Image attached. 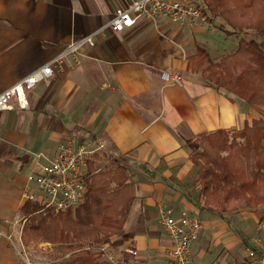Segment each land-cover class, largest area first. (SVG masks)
Segmentation results:
<instances>
[{
    "label": "crops",
    "instance_id": "1",
    "mask_svg": "<svg viewBox=\"0 0 264 264\" xmlns=\"http://www.w3.org/2000/svg\"><path fill=\"white\" fill-rule=\"evenodd\" d=\"M126 2L0 0V93L70 42L94 34L93 45L26 92V108L14 102L0 111V264H58L68 247L23 239L20 214L27 200L42 204L27 176L53 157L59 143L94 150V164L126 168L134 201L114 240L118 250L132 242L139 264H162L170 246L158 204L201 221L190 264H248V247L264 243V206L228 213L203 207L184 142L238 130L244 122L261 125L264 106L247 104L191 70L198 47L216 62L237 48L241 34L230 43L231 33L211 22L183 27L164 17L113 32L106 25ZM164 72L177 73L181 85L166 81Z\"/></svg>",
    "mask_w": 264,
    "mask_h": 264
},
{
    "label": "trees",
    "instance_id": "2",
    "mask_svg": "<svg viewBox=\"0 0 264 264\" xmlns=\"http://www.w3.org/2000/svg\"><path fill=\"white\" fill-rule=\"evenodd\" d=\"M201 1L208 22L220 19L226 32L241 34V38L233 52L216 62L198 47L190 57L192 72L217 87L224 86L247 104L256 103L264 95V0ZM249 31L262 39L243 38ZM184 142L191 151L205 209L228 213L264 206V124L244 122L236 131L219 129ZM96 160L92 153L84 176L86 191L74 208L55 213L27 200L20 209L23 239L79 246L69 259L58 264H110L98 261L96 253L80 246L99 244L120 232L130 212L134 193L126 168L116 165L97 172ZM239 201H244L245 207Z\"/></svg>",
    "mask_w": 264,
    "mask_h": 264
},
{
    "label": "built area",
    "instance_id": "3",
    "mask_svg": "<svg viewBox=\"0 0 264 264\" xmlns=\"http://www.w3.org/2000/svg\"><path fill=\"white\" fill-rule=\"evenodd\" d=\"M162 17L183 27L207 22L204 6L192 1L127 0L125 5L114 10L106 27L117 33L138 20L155 21ZM93 35L70 42L51 61L4 89L0 93V111L13 109L14 102L19 109L26 108V91L49 78L54 71H62L70 56H75L85 45H93ZM163 77L173 84L182 83L177 73L164 72ZM93 152L94 150L88 151L83 148L76 150L68 143H59L53 157L46 159L39 171L27 176L29 181L36 183L43 195L42 204L45 207L58 213L79 204L86 191L84 176L87 174V161ZM157 213L170 239V246L166 249L162 264H190L191 245L202 229L198 216L195 214L175 216L165 204H158ZM258 248L259 252L247 249L248 256L251 257L249 264H264V243ZM98 252L110 264H139V253L132 242H128L119 250L113 249L109 243H104L98 247Z\"/></svg>",
    "mask_w": 264,
    "mask_h": 264
},
{
    "label": "rangeland",
    "instance_id": "4",
    "mask_svg": "<svg viewBox=\"0 0 264 264\" xmlns=\"http://www.w3.org/2000/svg\"><path fill=\"white\" fill-rule=\"evenodd\" d=\"M195 3H198V4H201L202 6H204L203 5V3H202V1L201 0H197ZM209 14V13H208ZM212 24H213V26L214 27H216V28H225L226 29V26L223 24V22L220 20V19H216V20H213L212 22H211ZM243 35V34H242ZM243 38H245V39H249V38H254V39H256V40H258V41H260L261 39H262V37L259 35V34H257V33H255L254 31H249L247 34H245L244 36H243ZM227 40L230 42V43H235L236 42V40H237V34H235V33H231V34H228L227 35ZM54 58V57H53ZM52 58V59H53ZM51 59V60H52ZM50 60V61H51ZM45 64V63H44ZM43 64V65H44ZM41 67V66H40ZM39 68V67H38ZM37 68V69H38ZM36 70V69H35ZM34 71V70H33ZM32 71V72H33ZM57 71V70H56ZM30 74V73H29ZM53 75V74H52ZM51 75V76H52ZM50 76V77H51ZM223 88H225L224 86H222ZM226 89V88H225ZM227 90V89H226ZM29 91V90H28ZM228 91V90H227ZM27 92V91H26ZM229 92V91H228ZM231 93V92H230ZM234 95V94H233ZM234 96H236V95H234ZM237 97V96H236ZM27 99V98H26ZM255 104V103H254ZM256 104H259V105H262V106H264V95H262V96H260L259 98H258V101L256 102ZM259 122H261L260 124H264V118L262 119V118H260V120H259ZM234 131H236V130H234ZM263 145H264V142H263ZM118 165H120V164H118ZM94 166H95V169L97 170V172H99V171H104V170H106V169H113V168H115V166H114V163H108V164H105V163H95L94 164ZM122 166V165H121ZM124 167V166H123ZM127 171V170H126ZM127 175H128V172H127ZM193 177H194V179H193V181H194V183L196 182V184L198 185L197 187H194V189H195V191H196V194L198 195V197H199V200L200 201H202V199L200 198V194H199V183H198V181L196 180V171H195V173H194V175H193ZM128 181L132 184V186H133V183L130 181V178H129V175H128ZM178 189H179V191L180 192H183L182 190H181V187H178ZM133 193H134V186H133ZM185 194V193H184ZM262 194V193H261ZM264 197V196H263ZM136 201L138 202L139 201V198L137 197L136 198ZM202 203H203V201H202ZM240 205H242V206H244L245 207V205H244V201H239L238 202ZM243 209H247V208H243ZM161 231H162V229H161ZM119 233V232H118ZM117 233V234H118ZM116 236V234H114V235H111V236H109L107 239H105L104 241H102L101 243H99V244H96V245H92V244H89V243H86V244H81V246H80V248H85V249H89V250H91V251H93L94 253H96L97 254V256H98V259H101L102 260V263H103V261H105V262H107L106 260H104L103 258H102V255H101V253L100 252H98V247H100V245L101 244H104V243H109L112 247H113V249H115V250H117L118 249V244L117 245H115V242H117V241H119L118 239H116V240H114V237ZM52 244V243H51ZM61 245H63V244H61ZM260 244H258V246H259ZM258 246H256V248L255 249H258ZM60 247H62V246H60ZM63 247H65L64 248V250L63 251H60V256H59V263L60 262H63V261H66L67 259H69L72 255H73V253H74V251H76L78 248H79V246H77V245H72V246H69L68 245V247L67 246H63ZM248 249H249V247H248ZM253 249V248H252ZM254 249V250H255ZM248 258V261L250 262V260H251V257H249V256H247ZM99 261V260H98ZM249 262H248V264H249Z\"/></svg>",
    "mask_w": 264,
    "mask_h": 264
}]
</instances>
